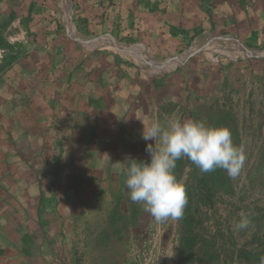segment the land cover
<instances>
[{"label": "rangeland", "instance_id": "374dc122", "mask_svg": "<svg viewBox=\"0 0 264 264\" xmlns=\"http://www.w3.org/2000/svg\"><path fill=\"white\" fill-rule=\"evenodd\" d=\"M69 6L65 18L60 14L64 35L43 44L48 50L47 65L51 66L48 79L64 83L65 102L82 92V105L87 106L81 111L84 119L93 113L117 118L112 122L108 119L107 124L94 117L87 120L93 130L105 126L114 131L106 136L102 131L104 136L90 135L86 140L92 143L90 153L78 152L61 131L43 135L44 128L58 127L60 122L0 118V264H30L31 260L33 264H59L41 261L38 242L41 230L56 220L52 212L69 209L71 194L82 199L81 210L68 222L74 227L73 242L77 244L60 264H130L131 244L144 234L149 214L142 204L130 199L125 168L132 158L150 159L146 144L154 141L142 139L144 124L173 114L207 122L215 121L220 113H230L227 128L233 142L243 147L246 160L241 175L230 178L232 191L216 195L206 224L232 250L264 251V44L221 40L230 37L223 34L216 35L219 41H215L211 39L215 35L206 33L187 43L185 50L156 54L146 43L114 36L118 42L131 45L130 50L143 59L163 61L185 55L187 50L197 52L171 70L154 68L131 54L102 45L98 35L82 33L72 19L77 37L88 39L84 44L74 40L66 25L73 16ZM133 44H144L149 53ZM65 122L62 126L69 127L68 120ZM194 169L193 164H187L177 179L196 191L199 173ZM118 203L128 215L138 209V216L127 222L120 239L100 246L99 234ZM241 212L249 216L251 224L249 229L235 230L233 225ZM57 222L63 223L60 219L56 225L60 224ZM167 222V234L177 227L180 235L181 219ZM214 264L243 263L237 257L222 256Z\"/></svg>", "mask_w": 264, "mask_h": 264}, {"label": "crops", "instance_id": "0c3cea01", "mask_svg": "<svg viewBox=\"0 0 264 264\" xmlns=\"http://www.w3.org/2000/svg\"><path fill=\"white\" fill-rule=\"evenodd\" d=\"M207 1L210 2L213 9L212 22L209 21L208 14L202 8L201 0H115L114 5L110 7L101 5V0H86L84 5L87 13L93 17L99 14L95 21H90L89 31H86L84 27L80 28L81 21L76 19L74 0H69V4L67 0H61V7L59 0H1L0 20L9 14L14 17L3 33L4 38L12 44H23L26 47L23 48L26 55L6 72L0 81V118L60 122L58 127H55L57 125L55 124L50 129L49 127L44 128L43 135L50 136L55 131H61L62 134L65 133V136L70 138L67 143L71 148H75L78 152L90 153L89 147L92 143L89 144L86 141L87 137L94 134L106 136L107 133L111 134L114 129L104 126L100 130H93L87 124V120L91 121L94 117L93 119L105 123L108 119L112 122L117 118H107L106 114L93 113L89 119H84L81 116V111L85 112L87 106L82 105L80 90L78 95L65 102L64 83L48 79V71L51 66L47 65L45 56L48 50L43 47V44L48 45L49 40H59L64 34L63 31L60 34L47 33V28L57 23L63 26L60 14L62 13L65 18L66 9L70 5L73 8V16H71L76 22L77 28L84 34L98 35L97 38H122L128 34V26L137 20L142 29L154 28L155 25L158 27L164 23L190 29L196 27L201 33L194 39L206 33L215 35L214 38L216 35L222 36L223 34L243 42L257 41L264 44V0ZM244 6H247L248 12L245 11ZM102 11L107 12L108 17L105 22H101ZM143 34L145 33L143 32ZM142 36L137 41L146 43L153 51V46L148 43L150 36ZM161 37V31L156 29L153 31L151 39L158 41L161 40ZM164 42L166 43H162L161 48L164 46L168 53H174L179 49L185 50L189 41L185 37H168L167 35ZM136 47L144 48L139 45ZM3 53L4 50L0 48V63ZM147 53L149 52L147 51ZM55 72L58 75L57 69ZM79 87L83 88L84 86L80 85ZM82 118L84 119L83 124ZM65 120L70 123L69 127L67 124L62 126L63 123H66ZM48 125L50 124L48 123ZM1 191L0 187V193ZM10 192L9 189V196L7 195L9 199H11ZM70 201L74 207L70 208L72 204H69L70 207L67 211L63 208L55 213L52 212L53 215L56 214L54 216L56 220L52 225L41 230L42 237L38 242L43 256L40 258L41 261L48 260V262H59L60 264L61 258L64 255L69 257L70 250L76 247L77 243L73 242L76 237L73 234L74 227L70 228L68 222L73 213L81 210V195L71 194ZM59 219L63 221L64 225L62 222H57L60 224L56 225V221ZM33 262L34 260H31L30 264Z\"/></svg>", "mask_w": 264, "mask_h": 264}, {"label": "trees", "instance_id": "16d2710c", "mask_svg": "<svg viewBox=\"0 0 264 264\" xmlns=\"http://www.w3.org/2000/svg\"><path fill=\"white\" fill-rule=\"evenodd\" d=\"M74 1L76 5V19L81 21L80 28L82 27L83 29L84 27L86 31H89L88 26L90 21H95L99 14L96 15V17H93L87 13L84 5L86 0ZM101 1V5L105 7H110L115 3V0ZM201 1L202 8L208 14L209 21L212 22L213 9L209 4L210 2L207 0ZM241 2H243V0H241ZM244 9L248 12L247 6H244ZM101 14V22H105L108 17L106 15L107 12L102 11ZM13 18V15L9 14L0 20V48L4 50L3 58L0 63V81L2 80L4 74L19 63L26 55L23 50V44H12L4 38L3 33ZM156 29L162 33L161 40L159 39L158 41L151 39V37H153V31ZM46 31L50 34H60L62 26L57 23L56 25L49 26ZM128 31V34L124 35L121 39H126L129 42H135L141 38L144 32L145 34H143V36H150L148 43L153 46V51L156 54L168 53L164 49V46L161 48L162 43H166L164 41L167 38V35L168 37H185L188 39V43H190L196 35L201 33V31H199L196 27L190 29L184 26L165 23L158 27L155 25L154 28L150 27V29H142L139 27V22H137V20H134L133 24L128 26ZM245 42L248 44L261 45L257 41ZM134 45H139L147 49L144 44ZM147 51L149 52L148 49ZM230 119V113L225 112V114L220 113L215 121H212V118L204 123L208 125L228 127V121ZM187 164L193 163L187 158L180 159L176 162L175 174L177 178H181L183 176ZM193 166L195 165L193 164ZM194 170L199 173V176H197L198 189L195 191L192 188L185 186L188 203L185 207L183 217L181 218L182 230L176 253L178 264H214L216 261L220 260L222 256H226L227 259H234L237 257L243 264H259L260 257L264 256V251H253L245 247L232 250L230 247L226 246L225 241L222 244L221 237L218 233L211 231L208 224H206L209 220L208 212L214 207L216 195L218 193H227L232 191L231 181L227 173L222 169H215L212 172L203 173L196 166ZM138 212L139 210L136 209V211L134 210L130 215H128L122 211L119 203L116 204L108 216L107 227L99 234L98 244L105 247L116 239H120L123 231L127 228V222L130 219H133V216H138Z\"/></svg>", "mask_w": 264, "mask_h": 264}, {"label": "clouds", "instance_id": "9594fccd", "mask_svg": "<svg viewBox=\"0 0 264 264\" xmlns=\"http://www.w3.org/2000/svg\"><path fill=\"white\" fill-rule=\"evenodd\" d=\"M142 139L154 141L146 144L150 159L132 158L125 168V185L132 202L142 204L157 223L181 219L188 203L184 182L175 174L178 160L187 158L203 173L222 169L233 180L241 175L246 160L229 128L176 114L144 124ZM250 224L249 216L241 212L233 227L249 229ZM259 264H264V256Z\"/></svg>", "mask_w": 264, "mask_h": 264}, {"label": "built area", "instance_id": "2783aa9c", "mask_svg": "<svg viewBox=\"0 0 264 264\" xmlns=\"http://www.w3.org/2000/svg\"><path fill=\"white\" fill-rule=\"evenodd\" d=\"M167 221L157 223L149 215L144 234L131 244L130 264H178L176 253L180 235L177 227L167 234Z\"/></svg>", "mask_w": 264, "mask_h": 264}, {"label": "bare ground", "instance_id": "6f19581e", "mask_svg": "<svg viewBox=\"0 0 264 264\" xmlns=\"http://www.w3.org/2000/svg\"><path fill=\"white\" fill-rule=\"evenodd\" d=\"M60 2V7H61V0H59ZM67 25V28H68V32L72 35H76L77 36V33L75 31V27L73 25V22H72V16L70 18V23L69 24H66ZM74 29V31H73ZM212 40H215V41H219L218 38H211ZM232 38L228 37V38H221V40H231ZM101 41V44L104 45V46H109V47H113L115 49H117L118 51L120 52H123V53H128V54H131V57L133 59H135L136 61H144L146 63H151L149 64L151 67H154V68H157V67H160V66H163V67H169L168 70H171L173 68H175L176 66H178L180 63H182L185 59V57L187 56L186 55H182L180 56L179 58L177 59H174V58H168L167 60H163V61H159V60H156V59H143L141 57H139V55L133 53L131 50H130V46L131 45H127V44H122L120 42H118L117 40L113 39V38H101L100 39ZM234 42L238 45V46H241L244 48V46H242L240 43L236 42L234 40ZM132 46H136V45H132ZM89 47V46H88ZM93 47V46H92ZM147 53V51H146ZM175 63V66H172L170 67L171 65H173Z\"/></svg>", "mask_w": 264, "mask_h": 264}, {"label": "water", "instance_id": "95a60500", "mask_svg": "<svg viewBox=\"0 0 264 264\" xmlns=\"http://www.w3.org/2000/svg\"><path fill=\"white\" fill-rule=\"evenodd\" d=\"M71 35V34H70ZM72 38L82 44H84L85 42L88 41V39H84V38H80V37H77V36H73L71 35ZM100 38V37H98ZM184 53H187V56L185 57L184 61L188 60L193 54L197 53L196 51H193V50H187V51H184ZM186 55V54H185ZM264 55V54H263ZM180 56H173L171 58H174V59H177L179 58Z\"/></svg>", "mask_w": 264, "mask_h": 264}]
</instances>
